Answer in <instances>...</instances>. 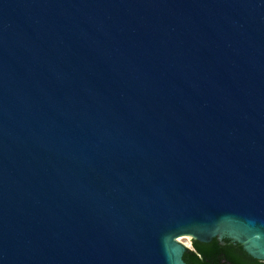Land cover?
<instances>
[{
  "label": "water",
  "instance_id": "water-1",
  "mask_svg": "<svg viewBox=\"0 0 264 264\" xmlns=\"http://www.w3.org/2000/svg\"><path fill=\"white\" fill-rule=\"evenodd\" d=\"M264 261V0H0V264Z\"/></svg>",
  "mask_w": 264,
  "mask_h": 264
},
{
  "label": "trees",
  "instance_id": "trees-1",
  "mask_svg": "<svg viewBox=\"0 0 264 264\" xmlns=\"http://www.w3.org/2000/svg\"><path fill=\"white\" fill-rule=\"evenodd\" d=\"M218 237L211 242L193 240V249H187L184 260L189 264H264V261L253 257L241 243Z\"/></svg>",
  "mask_w": 264,
  "mask_h": 264
},
{
  "label": "rangeland",
  "instance_id": "rangeland-1",
  "mask_svg": "<svg viewBox=\"0 0 264 264\" xmlns=\"http://www.w3.org/2000/svg\"><path fill=\"white\" fill-rule=\"evenodd\" d=\"M178 240L181 241L182 243L192 247V238L189 235H182L178 237Z\"/></svg>",
  "mask_w": 264,
  "mask_h": 264
}]
</instances>
